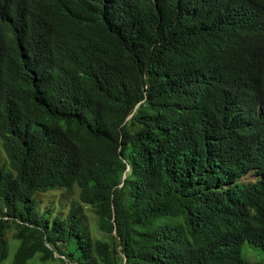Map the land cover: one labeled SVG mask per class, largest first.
Instances as JSON below:
<instances>
[{
	"label": "trees",
	"instance_id": "1",
	"mask_svg": "<svg viewBox=\"0 0 264 264\" xmlns=\"http://www.w3.org/2000/svg\"><path fill=\"white\" fill-rule=\"evenodd\" d=\"M13 230L15 264H260L264 0H0V264Z\"/></svg>",
	"mask_w": 264,
	"mask_h": 264
},
{
	"label": "rangeland",
	"instance_id": "2",
	"mask_svg": "<svg viewBox=\"0 0 264 264\" xmlns=\"http://www.w3.org/2000/svg\"><path fill=\"white\" fill-rule=\"evenodd\" d=\"M257 179H258L257 176H255L254 174H250L242 178V181L244 183H250V182H256ZM41 198H42L41 199L42 210L52 209L56 214L64 213V215H67L71 210L74 202L75 203L77 202V197L72 198L66 192L65 193L53 192L52 194L44 195ZM85 208H86L85 209L86 223L91 227V229H93V227H95L96 225L95 214L89 207L85 206ZM93 234L94 236H99L100 233L98 234L96 231H93ZM8 242H9V257L4 261L3 264H15L17 254L21 246V241H19L15 237V230L9 232ZM241 253L242 256L250 262L264 264V253L259 251L258 249L253 248L248 243H245L241 247ZM29 264H61V263L59 262L44 263L41 262L39 256H37L32 261H30Z\"/></svg>",
	"mask_w": 264,
	"mask_h": 264
},
{
	"label": "bare ground",
	"instance_id": "3",
	"mask_svg": "<svg viewBox=\"0 0 264 264\" xmlns=\"http://www.w3.org/2000/svg\"><path fill=\"white\" fill-rule=\"evenodd\" d=\"M226 71H227V70H226ZM221 72H222V71H221ZM232 72H233V71H232ZM230 73H231V72H230ZM234 73H235V72H234ZM226 74H227V72H226ZM233 76H234V75H233ZM233 76H232V77H233ZM184 78H185V77H184ZM249 78H250V77H249ZM173 82H174V81H173ZM232 102H233V101H232ZM258 152H259V151H258ZM239 153H240V152H239ZM237 155H238V154H237ZM261 183H262V182H261ZM259 185H260V184H259ZM252 186H253V185H252ZM174 208H175V207H174ZM225 210H226V209H225ZM178 216H179V215H178ZM168 218H169V217H168ZM163 219H164V218H163ZM168 222H169V221H168ZM158 224H159V223H158ZM154 225H155V223H154ZM165 225H167V224H165ZM168 225H169V224H168ZM172 226H173V225H172ZM172 226H171V227H172ZM171 227H170V228H171ZM184 233H185V232H184ZM259 247H260V246H259ZM208 255H209V254H208ZM212 256H213V255H212ZM203 261H204V260H203ZM247 262H248V261H247ZM245 263H246V262H245Z\"/></svg>",
	"mask_w": 264,
	"mask_h": 264
},
{
	"label": "clouds",
	"instance_id": "4",
	"mask_svg": "<svg viewBox=\"0 0 264 264\" xmlns=\"http://www.w3.org/2000/svg\"><path fill=\"white\" fill-rule=\"evenodd\" d=\"M2 1H16V0H2Z\"/></svg>",
	"mask_w": 264,
	"mask_h": 264
}]
</instances>
